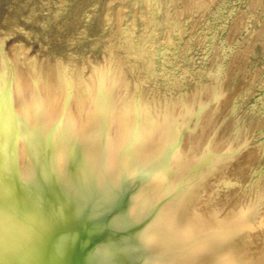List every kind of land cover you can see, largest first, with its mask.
I'll return each mask as SVG.
<instances>
[{
	"label": "bare ground",
	"instance_id": "6f19581e",
	"mask_svg": "<svg viewBox=\"0 0 264 264\" xmlns=\"http://www.w3.org/2000/svg\"><path fill=\"white\" fill-rule=\"evenodd\" d=\"M2 42L0 196L98 199L135 171L141 181L124 209L159 229L151 264H264V185L240 186L243 174L217 166L236 145L210 126L215 88L149 112L126 100L127 74L113 58L86 79L66 65L42 78ZM232 168L246 173V158Z\"/></svg>",
	"mask_w": 264,
	"mask_h": 264
},
{
	"label": "rangeland",
	"instance_id": "374dc122",
	"mask_svg": "<svg viewBox=\"0 0 264 264\" xmlns=\"http://www.w3.org/2000/svg\"><path fill=\"white\" fill-rule=\"evenodd\" d=\"M0 41L42 78L66 65L86 79L113 58L127 74L126 100L149 112L215 88L210 126L236 145L217 166L245 174L240 186L264 185V0H0ZM241 158L246 173L232 168Z\"/></svg>",
	"mask_w": 264,
	"mask_h": 264
},
{
	"label": "water",
	"instance_id": "95a60500",
	"mask_svg": "<svg viewBox=\"0 0 264 264\" xmlns=\"http://www.w3.org/2000/svg\"><path fill=\"white\" fill-rule=\"evenodd\" d=\"M140 181L98 199L0 196V264H151L159 229L124 209Z\"/></svg>",
	"mask_w": 264,
	"mask_h": 264
}]
</instances>
